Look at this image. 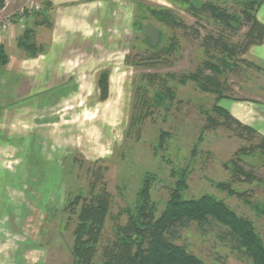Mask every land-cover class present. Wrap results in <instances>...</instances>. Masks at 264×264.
<instances>
[{"label":"rangeland","instance_id":"rangeland-1","mask_svg":"<svg viewBox=\"0 0 264 264\" xmlns=\"http://www.w3.org/2000/svg\"><path fill=\"white\" fill-rule=\"evenodd\" d=\"M192 1H210L240 13L246 0ZM9 2L2 21L23 24L28 19L26 29L28 22L45 19L46 0ZM101 4L111 10L110 26L103 30L101 41L82 43L71 37L64 44L65 49L84 51L85 57L63 60L54 53L24 67L15 79L0 78L6 79L1 104L22 95L11 105L0 106V264H72L76 213L67 205L81 195L78 209L105 191L111 203L100 255L114 237L113 226L125 223L123 212L133 207L148 174L154 176L150 195L160 214L175 186L173 168L188 169L184 198L209 194L222 200L253 223L264 245V215L252 207L264 205V156L254 146L258 138L240 135L239 129L229 128L211 111L216 94L200 90L194 80L181 84L167 78L195 73L206 61L220 57L203 45L208 33L236 43L247 27L229 39L213 19L198 23L177 0H102ZM165 10L192 27L167 23L162 16ZM258 14L264 20V3ZM173 43L176 52L168 59L161 52V62L144 61ZM252 47L238 59L249 62ZM235 62L220 75L224 98L264 105L263 70ZM104 70L109 72V92L100 100L97 80ZM30 74L34 76L29 78ZM153 75L165 79L175 99L152 109L131 129L139 90L145 89L151 97L162 89L157 79L149 78ZM224 98L218 102L223 108ZM232 162L251 170L253 178L234 173ZM220 183L237 194H228ZM226 231L216 221L201 226L192 222L174 242L206 264H253Z\"/></svg>","mask_w":264,"mask_h":264},{"label":"trees","instance_id":"trees-1","mask_svg":"<svg viewBox=\"0 0 264 264\" xmlns=\"http://www.w3.org/2000/svg\"><path fill=\"white\" fill-rule=\"evenodd\" d=\"M177 1L186 7L187 12L196 18L198 23L204 19H213L223 31L227 32L229 39L238 35L243 27H247L241 41L236 43L229 42L224 36L208 33L204 37L203 45L214 49L216 53L221 54L220 57L206 61L202 68L195 73L170 74L167 75V78L181 84L194 80L200 90L216 94V102L211 111L220 116L223 123H228L229 128L239 129L240 135L245 132L256 136L258 141L254 146L264 156V136L254 128L242 124L227 109L218 104L220 99L226 97L224 82L220 79V75H224L226 70L236 65L235 61L245 62L264 72V68L247 62L243 58L238 59L250 46L260 45L263 42L264 24L257 19L256 13L264 0H246L240 13L229 12L210 1ZM4 5L5 0H0V9ZM162 16L167 23L174 26L192 27L185 26L169 10H165ZM32 33L31 28H26L17 41L18 47L29 56H35L43 50L34 42ZM175 48L176 43H173L165 50L160 49L158 52H152L144 61L148 63L161 62L162 59L158 54L164 52L168 59V56L170 57L176 52ZM211 57L213 56L211 55ZM7 61V56L0 46V65H6ZM206 71H209V74H206ZM108 76L109 72L104 70L98 77L97 87L100 92V100H105L108 97ZM152 77L157 79L156 81L160 83L162 89L156 90L151 97L147 95L145 89L139 90L134 107L136 113L131 117V129H134L135 125L141 124L142 120L152 112V109L165 106L166 100L175 99L174 91L164 82L165 79L155 75L149 78ZM150 82L154 83L155 80L150 79ZM208 120L212 122L209 117ZM232 167L233 172L239 176L244 175L249 180L253 178L251 170L244 171L238 163L232 162ZM171 175L176 178L175 186L170 191V197L164 209L157 216V209L150 195V179H153L154 176L148 174L137 191L133 207L127 208L123 212L126 214L125 223L113 226L114 237L102 248L100 255L98 247L110 208V196L107 192L100 191L89 200L82 202L78 209L75 206L80 202L82 196H76L67 205V209L76 213V223L72 232V264H206L187 251L184 246L177 245L174 241L179 239L180 231L187 228L190 223L196 222L201 226L210 220L226 227V236L236 243L237 249L244 251L253 264H264V245L250 220L238 216L222 200H218L212 195L203 194L196 199L184 198L182 191L186 186L187 168H173ZM218 186L230 195L237 194V191L225 184L220 183ZM252 207L258 214L264 215V205L253 204Z\"/></svg>","mask_w":264,"mask_h":264},{"label":"crops","instance_id":"crops-1","mask_svg":"<svg viewBox=\"0 0 264 264\" xmlns=\"http://www.w3.org/2000/svg\"><path fill=\"white\" fill-rule=\"evenodd\" d=\"M46 1L47 6L43 10L45 18L42 21L43 23L41 22L38 25L33 21L27 23V28H31L33 31L32 38L34 42L38 47H42L43 49L37 55L29 56L17 45L18 38L23 34V27L28 19L23 24L22 22L20 24L17 23L18 21H13L4 30L0 31V46H2L3 52L8 59L6 65H0V78L10 75L11 80L12 77L15 79L16 76L21 75L24 67L34 65L35 60L39 58H48L50 55L54 56V53H59L58 56L63 58V60L85 57L87 54L83 55L84 51L79 52L72 47L65 49L64 44L69 42V40L71 41L72 39H69L71 37L77 38L82 43L87 41H91L92 43L100 42L103 30L110 26L108 24L111 21V10L108 5L103 6L101 4L102 0ZM8 2L9 0H6L4 7L0 9V27L3 23L7 22L2 20L5 18L3 13L9 9L10 2ZM115 15H117L116 11ZM256 17L264 24V20L259 17L258 11ZM106 34L108 35V33ZM252 46L251 50L247 53L248 61L264 68V39L260 45ZM64 64L66 65L65 62ZM32 76L34 74H30L29 78ZM5 80L0 79V100L4 98ZM21 96L20 93L15 96V99L9 100V102H3V104L0 102V106L11 105L16 100H20ZM223 101L224 107L234 118L254 128L259 134L264 136V105L228 98H224Z\"/></svg>","mask_w":264,"mask_h":264},{"label":"built area","instance_id":"built-area-1","mask_svg":"<svg viewBox=\"0 0 264 264\" xmlns=\"http://www.w3.org/2000/svg\"><path fill=\"white\" fill-rule=\"evenodd\" d=\"M9 25V22L3 23L0 27V31L4 30Z\"/></svg>","mask_w":264,"mask_h":264}]
</instances>
